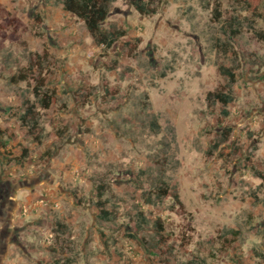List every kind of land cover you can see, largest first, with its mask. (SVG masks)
<instances>
[{
  "label": "rangeland",
  "instance_id": "374dc122",
  "mask_svg": "<svg viewBox=\"0 0 264 264\" xmlns=\"http://www.w3.org/2000/svg\"><path fill=\"white\" fill-rule=\"evenodd\" d=\"M2 10L18 30H2ZM111 26L126 35L105 51L57 0H0V264H264V182L250 171L264 173V0H161L152 16L117 0ZM30 53L45 57L57 98L28 136L17 117L33 82L10 78ZM220 64L235 74L222 124L221 105L205 101ZM224 128L228 141L208 156ZM147 168L163 174L161 200ZM100 182L110 222L98 219ZM138 212L150 222L140 231ZM231 230L242 235L228 246Z\"/></svg>",
  "mask_w": 264,
  "mask_h": 264
},
{
  "label": "trees",
  "instance_id": "16d2710c",
  "mask_svg": "<svg viewBox=\"0 0 264 264\" xmlns=\"http://www.w3.org/2000/svg\"><path fill=\"white\" fill-rule=\"evenodd\" d=\"M117 0H57L63 6V9L71 14H73L77 19L82 20L84 23L85 29L93 39L94 43L98 46H102L103 50L107 51L111 46L117 41L118 38L126 35L123 29H119L116 26H111L107 30L102 29V23L107 18L112 4ZM129 5L140 15L142 16H152L157 13V10L160 6L161 0H126ZM5 17L1 18L2 25L1 28L3 31L8 30L13 27V30H18V27L21 26L20 21L16 17H12L10 13L5 12ZM217 12V11H215ZM224 34L230 33L236 35L238 29H233L231 24L225 26L223 30ZM260 38H263L260 35ZM139 40H136L134 44L126 42L124 44V50L128 56L135 55V50ZM222 49L224 55L232 53L235 56V52L231 51L228 43L219 42L218 45ZM44 56H40L37 53H30L28 57L27 66L20 68L18 73L13 75L10 78L11 84H18L20 82L32 81L33 87L31 90V98L21 95V112L18 115L17 119L20 124V127L23 128L28 136H31L39 125V112L40 110L48 109L57 98L56 91L50 89L45 85V78L42 75L43 65H44ZM216 73L219 76L221 82H219L218 87L211 92H208L205 97L206 106L209 110H212L215 105L218 103L221 105L219 111L217 122L222 124L224 120L229 116V110L227 106L234 101L233 86L235 84V74L234 69L230 66H225L220 64ZM161 76H165L164 73ZM108 94V90H105ZM147 128L153 134H157L159 131V126L157 119L153 115H148ZM231 130L229 128H224L216 137V140L212 146L207 151V155L210 156L213 152L222 144L228 141ZM1 139V135H0ZM36 141H40L39 137L35 138ZM237 149L235 148V151ZM26 153V150H24ZM45 153L51 156V151L48 149ZM27 155H23L21 158H26ZM251 173L264 182V173L256 170L254 167L250 169ZM141 174L147 176V180L150 183L151 187L154 188L152 193L156 200H161L166 196L165 181L163 180V174L155 175L151 168H147L141 171ZM262 186V184H261ZM108 186L105 183H95V189L97 191L98 201L96 206L99 208L98 219L105 222H110L115 220V215L112 212L107 211L104 208L105 201H102V197L106 194ZM143 198L147 204H152L154 201L149 195H143ZM149 220L144 216L142 212H138L135 215V228L136 231L144 229V227L149 226ZM61 226L60 224L58 225ZM151 226L154 228L155 232L158 233L162 230V223L158 219L154 221ZM63 233L64 230H61ZM231 235V240L228 243L230 246L231 243L236 242L242 235L240 231H229ZM149 249H157L159 243L157 239L151 238L147 242Z\"/></svg>",
  "mask_w": 264,
  "mask_h": 264
}]
</instances>
